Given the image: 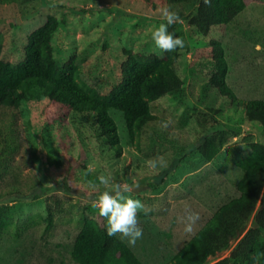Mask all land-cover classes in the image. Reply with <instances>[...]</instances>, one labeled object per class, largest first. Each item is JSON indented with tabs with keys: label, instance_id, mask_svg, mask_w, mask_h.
Returning <instances> with one entry per match:
<instances>
[{
	"label": "rangeland",
	"instance_id": "374dc122",
	"mask_svg": "<svg viewBox=\"0 0 264 264\" xmlns=\"http://www.w3.org/2000/svg\"><path fill=\"white\" fill-rule=\"evenodd\" d=\"M165 6H170L166 0H0L1 56L10 62L22 59L27 34L54 15L60 20L52 37L58 62L74 54L81 78L107 92L120 79L124 49L163 55L150 33L164 22L159 10ZM210 39L231 50L228 81L236 94L264 99V0H247L231 21L181 52L175 69L183 83L150 102L158 119L141 128L138 145L130 140L122 113L111 110L122 143L119 156L92 128L91 119L74 112L61 119L37 88L17 109L0 116V167L2 154H9L8 168H0V199L12 204L9 228L46 216V201L55 208L49 227L40 218L19 238L0 235V264H78L68 250L84 218L106 223L90 203H82V197L105 190L100 175L141 185L131 195L144 205L137 213L143 236L131 248L144 264L169 261L219 206L239 194L245 168L264 152V109L233 106L209 83ZM161 121H171L166 130ZM8 122L20 134L18 148L9 153L2 151ZM216 131L223 132V141L206 160L199 144ZM157 157L168 167L149 168L147 161ZM62 184L71 191L60 189ZM10 189L21 197L8 196ZM186 206L200 214L191 234L179 220ZM229 251L218 252L210 263Z\"/></svg>",
	"mask_w": 264,
	"mask_h": 264
},
{
	"label": "trees",
	"instance_id": "16d2710c",
	"mask_svg": "<svg viewBox=\"0 0 264 264\" xmlns=\"http://www.w3.org/2000/svg\"><path fill=\"white\" fill-rule=\"evenodd\" d=\"M166 3L180 17V21L170 26L168 31L182 37L185 47L164 52L162 56L124 49L120 79L107 92L81 78L74 54L58 62L52 44L53 34L60 24L56 16L48 15L44 23L27 34L23 57L17 62L2 58L3 39L0 34V116L8 109H17L28 93L37 88L40 98L46 100L50 107H55L61 119H66L71 112L91 119L92 128L96 127L98 134L106 139L118 156L122 143L111 110H119L130 140L138 145L141 128L158 119L151 111L150 102L179 89L183 83L175 69L181 52L190 49L193 41L201 36L209 35L213 27L231 21L245 8L247 0H210L209 4L203 0H166ZM209 42L212 60L209 83L233 106L264 109L263 98H241L230 85L231 50L228 44L216 39ZM8 125V135L3 138L7 149L2 151L9 153L18 148L20 134L11 122ZM222 133L207 134L199 144L198 148L206 160L214 157L223 141ZM2 155L5 159L0 168L7 169L9 154ZM174 163H177L176 159ZM62 185L60 189L71 191ZM16 191L10 189L7 195L21 197ZM7 195L5 193L4 198ZM55 201L58 204L60 200ZM11 207L8 201L0 199V235L8 233L19 238L27 229L37 225L40 218L47 221L46 227L52 224L55 208L46 201V216L32 217L10 229ZM105 224L95 218H84L69 246L73 260L78 264H144L119 235L107 236ZM235 238L238 240L231 246ZM227 249H230L228 255L210 263L211 257ZM257 252H264V152L245 168L239 194L219 206L163 264H253V256ZM261 264H264V259Z\"/></svg>",
	"mask_w": 264,
	"mask_h": 264
},
{
	"label": "clouds",
	"instance_id": "9594fccd",
	"mask_svg": "<svg viewBox=\"0 0 264 264\" xmlns=\"http://www.w3.org/2000/svg\"><path fill=\"white\" fill-rule=\"evenodd\" d=\"M209 4L210 0H203ZM159 14L164 22L158 27H154L150 33V38L156 48L163 52H174L178 48L185 47L182 37L176 36L168 31V28L180 21L178 12L173 11L170 6L161 7ZM171 121H161L160 127L166 130ZM147 166L151 169H165L168 167L167 161L163 157H157L147 161ZM38 179V176H35ZM99 185L105 190L95 191L89 196L82 197V203L95 209L98 216L106 221V234L109 237L119 235L122 240H126L129 246H135L137 240L143 236V229L139 226L137 213L144 209L143 203L139 199L132 198L131 193L141 188L137 181L133 185L119 183L111 175H100L97 177ZM179 220L184 224V232L191 234L194 226L200 220L199 212L193 211L190 207H185L183 215ZM264 259V252H257L253 256V264H261Z\"/></svg>",
	"mask_w": 264,
	"mask_h": 264
}]
</instances>
